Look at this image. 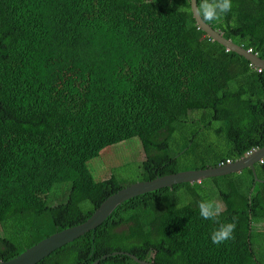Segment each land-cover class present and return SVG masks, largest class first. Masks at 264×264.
<instances>
[{
	"label": "trees",
	"instance_id": "obj_1",
	"mask_svg": "<svg viewBox=\"0 0 264 264\" xmlns=\"http://www.w3.org/2000/svg\"><path fill=\"white\" fill-rule=\"evenodd\" d=\"M232 3L209 25L264 59V0ZM189 6L0 0V261L84 222L133 182L216 167L264 145V69L209 37ZM191 123L203 142L223 133L226 153L215 141L198 150L196 134L174 147ZM131 137L146 154L140 178L96 181L87 161ZM262 160L257 181L246 168L127 199L36 264H141L129 254L144 264H264ZM59 182L70 183L63 197ZM208 198L224 205L215 222L197 206ZM233 217L234 238L213 244L212 231Z\"/></svg>",
	"mask_w": 264,
	"mask_h": 264
},
{
	"label": "water",
	"instance_id": "obj_2",
	"mask_svg": "<svg viewBox=\"0 0 264 264\" xmlns=\"http://www.w3.org/2000/svg\"><path fill=\"white\" fill-rule=\"evenodd\" d=\"M193 17L196 20L198 26L213 40L220 43L228 50H231L243 56L246 60L253 63L256 67L264 69V59L251 52H248L247 49H244L243 47L237 45L231 39L225 38L219 30H215L209 24L206 25L203 24V22H201L200 24L197 21V18L195 16ZM262 157H264V145L255 150L250 155H247L244 158L237 159L222 166L208 167L205 169L182 170L175 173L157 176L150 180L133 182L107 196L94 210L90 217L84 222L75 226L67 227L49 235L48 237L28 247L19 255L9 260H1L0 264H36L56 249L69 242H72L74 239H77L90 230L95 229L112 213V211L119 204H121L125 200L149 191H153L163 187H172L175 184L196 183L204 178L239 173L246 168H250L252 170L255 181L260 180L256 177L255 164ZM129 255L133 259H135V261L144 264V261L137 259L132 254ZM97 262L98 261H95L93 264H96Z\"/></svg>",
	"mask_w": 264,
	"mask_h": 264
},
{
	"label": "rangeland",
	"instance_id": "obj_3",
	"mask_svg": "<svg viewBox=\"0 0 264 264\" xmlns=\"http://www.w3.org/2000/svg\"><path fill=\"white\" fill-rule=\"evenodd\" d=\"M214 125H218V122L214 121ZM178 133L182 135L183 138L179 141H176L174 147L181 146L184 142V138L189 137L191 134H196V139L199 142L198 150L201 151L204 146H207L205 144H208L211 141H215V143L217 144V152H219L220 154H225L227 151L225 144L226 140L223 133H209L208 135H206V138L203 142L202 138L197 134L196 125H192V123L185 128L179 129ZM103 146V143L101 145L99 144L100 149ZM145 155L146 154L142 149L139 138L131 137L125 140L123 139V141L121 140L119 143L103 148L97 157H94L87 161V166L96 181L104 180L108 178L111 173L115 172L123 173L126 175V178L129 179H139L140 169L138 168H140V160L144 159ZM129 179L125 181L129 182ZM204 181L205 182L203 186H206V179ZM69 185V182L56 183L55 187L57 188V196L63 197L65 193H67ZM53 190L54 187L51 190V194ZM177 193V197L181 203H187L189 201L188 197L181 195L180 191Z\"/></svg>",
	"mask_w": 264,
	"mask_h": 264
},
{
	"label": "clouds",
	"instance_id": "obj_4",
	"mask_svg": "<svg viewBox=\"0 0 264 264\" xmlns=\"http://www.w3.org/2000/svg\"><path fill=\"white\" fill-rule=\"evenodd\" d=\"M189 5L190 6L188 9H182V10L188 11L191 15H193L197 18V21L200 24H201V22H203V24H206V25L211 23L212 21H217V22L221 21V19L224 16H226L232 10V7H233L232 0H189ZM235 26H236L235 22H233V27H235ZM247 51L253 53L250 49H247ZM253 54L256 55V53H253ZM257 149L258 148H252L251 150L247 151L240 158H244L247 155H250L251 153H253ZM240 158H237V159H240ZM237 159H234V160L229 159V160H231L230 161V163H231ZM259 161H260V159L257 161V163ZM221 163H223V162H221ZM221 163H219L217 166H222V165L228 164V163H226V160H225V163H223V164H221ZM259 163H261V162H259ZM210 167H212V166H210ZM197 206L199 208L200 216L203 219L212 220L214 222L218 220L219 216L224 211L223 203L217 199H212V198L200 200L198 202ZM236 219H237L236 217H233L231 223H220L218 225V227H216L212 231V233L210 235V239H211L213 244L219 245V244H221V243H223L229 239L234 238L233 232L236 228V223H235Z\"/></svg>",
	"mask_w": 264,
	"mask_h": 264
},
{
	"label": "built area",
	"instance_id": "obj_5",
	"mask_svg": "<svg viewBox=\"0 0 264 264\" xmlns=\"http://www.w3.org/2000/svg\"><path fill=\"white\" fill-rule=\"evenodd\" d=\"M253 150H254V149H253ZM248 153H249V152H248ZM230 161H231V160L227 159V160H226V163H230ZM259 162H261V163H262V159H260V161H259ZM221 164H223V163H221Z\"/></svg>",
	"mask_w": 264,
	"mask_h": 264
},
{
	"label": "bare ground",
	"instance_id": "obj_6",
	"mask_svg": "<svg viewBox=\"0 0 264 264\" xmlns=\"http://www.w3.org/2000/svg\"><path fill=\"white\" fill-rule=\"evenodd\" d=\"M58 100H59V99H58ZM101 112H102V111H101ZM101 112H100V113H101ZM83 120H84V119H83ZM53 195H54V194H53Z\"/></svg>",
	"mask_w": 264,
	"mask_h": 264
},
{
	"label": "crops",
	"instance_id": "obj_7",
	"mask_svg": "<svg viewBox=\"0 0 264 264\" xmlns=\"http://www.w3.org/2000/svg\"><path fill=\"white\" fill-rule=\"evenodd\" d=\"M204 179H205V178H204ZM200 181H201V180H200ZM200 181H199V182H200Z\"/></svg>",
	"mask_w": 264,
	"mask_h": 264
}]
</instances>
